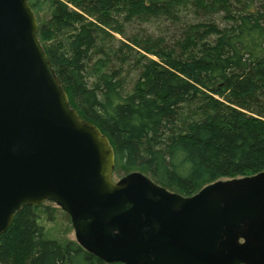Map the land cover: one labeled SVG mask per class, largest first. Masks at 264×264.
Instances as JSON below:
<instances>
[{
    "label": "trees",
    "instance_id": "trees-1",
    "mask_svg": "<svg viewBox=\"0 0 264 264\" xmlns=\"http://www.w3.org/2000/svg\"><path fill=\"white\" fill-rule=\"evenodd\" d=\"M71 107L141 171L184 196L264 171V0H29ZM181 33L126 36L160 18ZM122 35L125 41L117 38ZM42 204L0 236V264L108 263L47 237Z\"/></svg>",
    "mask_w": 264,
    "mask_h": 264
},
{
    "label": "water",
    "instance_id": "water-1",
    "mask_svg": "<svg viewBox=\"0 0 264 264\" xmlns=\"http://www.w3.org/2000/svg\"><path fill=\"white\" fill-rule=\"evenodd\" d=\"M38 30L29 0H0V236L51 201L108 263L264 264V171L191 196L141 171L115 180L108 136L71 107Z\"/></svg>",
    "mask_w": 264,
    "mask_h": 264
},
{
    "label": "rangeland",
    "instance_id": "rangeland-1",
    "mask_svg": "<svg viewBox=\"0 0 264 264\" xmlns=\"http://www.w3.org/2000/svg\"><path fill=\"white\" fill-rule=\"evenodd\" d=\"M171 19H164L163 17L150 22H142L141 20H134L130 23H125L124 33L128 36H134L136 34L141 36L152 35L153 37H159L168 30L170 37L178 36L181 33V26L179 23L171 24ZM118 39L125 41L122 35L117 34ZM126 175L123 171L114 173V179L118 180L122 176ZM39 223L44 226L47 237L55 239L61 242L69 240H76L75 231L71 223L70 216L55 202L46 201L40 208L37 209Z\"/></svg>",
    "mask_w": 264,
    "mask_h": 264
},
{
    "label": "flooded vegetation",
    "instance_id": "flooded-vegetation-1",
    "mask_svg": "<svg viewBox=\"0 0 264 264\" xmlns=\"http://www.w3.org/2000/svg\"><path fill=\"white\" fill-rule=\"evenodd\" d=\"M44 203V202H43ZM43 203H40V204H43ZM40 204H38V205H40Z\"/></svg>",
    "mask_w": 264,
    "mask_h": 264
}]
</instances>
